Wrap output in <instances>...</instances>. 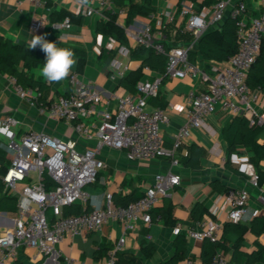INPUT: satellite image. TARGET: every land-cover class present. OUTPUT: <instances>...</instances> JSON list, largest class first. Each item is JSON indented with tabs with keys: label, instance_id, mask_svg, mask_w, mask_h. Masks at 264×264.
Here are the masks:
<instances>
[{
	"label": "built area",
	"instance_id": "2783aa9c",
	"mask_svg": "<svg viewBox=\"0 0 264 264\" xmlns=\"http://www.w3.org/2000/svg\"><path fill=\"white\" fill-rule=\"evenodd\" d=\"M37 5L45 0H29ZM264 1V0H263ZM22 4L23 0H19ZM75 15L92 16L96 13L110 11L114 13L113 0H74ZM246 5L236 0H219L196 10L192 4H184L180 15L186 18L187 30L193 39L186 45L168 46L163 33L155 34L150 23H140L125 27L126 35L139 45L152 48L156 53L167 58L165 77L198 79L207 85L206 90L191 89L184 105L174 106L185 112L186 122L173 134L167 143L161 125L171 123L170 116L164 108L150 109L149 99L159 93L162 77L145 79L137 83L134 93L122 96L114 95V110L98 109L103 97L96 86L72 72L68 77L69 90L65 94L46 97L41 91L23 88L15 83V89L21 99L35 107L38 113L56 122H64L74 132L73 136L53 135L46 131L29 129L23 133L16 131L17 120L13 117L0 118V148L6 146L5 156H11L10 162L0 175L6 190L18 198V217L11 228L0 235V264L8 258H14L18 248L28 246L40 254L54 260L61 256L56 246L68 236L84 232H98L108 222H117L123 226V234L109 251L107 264H116L115 254L124 250L127 234L137 231L142 225L151 226L162 222L163 215L155 212L160 198L182 182V176L174 171L180 161L178 151L193 130L206 125L211 114L222 110L231 115H241L252 110L257 95L249 87L248 72L261 50L264 40V16L254 17L250 22L244 15ZM237 19L238 50L228 60L223 69L213 68L210 74L199 64L189 60V53L199 39L208 30L220 26L227 15ZM166 21L160 22V28L172 23L174 10L164 13ZM47 21L42 18L33 21L30 29L41 32ZM54 29L65 31L72 27L69 16L63 20L50 23ZM61 38H67L61 33ZM118 52L129 57L131 49L119 45ZM133 66L131 62L123 63L113 58L110 67L113 72L123 75ZM144 72H150L147 65ZM264 123V113L258 118ZM93 141L94 145L88 143ZM118 150L131 162H143L156 158H168L170 168L158 171L153 183L146 188L136 200L127 204H116L114 193H105L103 204L90 210L85 208L91 198L88 187L95 184L99 174L107 167L104 151ZM184 155H188L186 151ZM236 157V158H235ZM232 160L239 163L235 156ZM239 168L254 186H258V171L249 158H242ZM1 167V163H0ZM227 221L238 222L246 213L251 194L242 188L231 189L224 193ZM81 204L84 209L79 214H64V207ZM224 206L219 199L209 211L215 218L211 222H200L199 228H190L187 235L191 238L212 242L220 238L223 223L220 219ZM51 211L49 218L47 212ZM180 232L181 224H177ZM151 239L152 236L148 235ZM68 264H81L76 259L68 258ZM202 264H234L221 250L211 261Z\"/></svg>",
	"mask_w": 264,
	"mask_h": 264
},
{
	"label": "crops",
	"instance_id": "0c3cea01",
	"mask_svg": "<svg viewBox=\"0 0 264 264\" xmlns=\"http://www.w3.org/2000/svg\"><path fill=\"white\" fill-rule=\"evenodd\" d=\"M203 1L126 0L120 6L113 0L114 13L105 11L92 16H81L78 18L75 16L72 19V27L63 32L54 29L50 23L60 21L65 12L75 14L76 5L74 0H45V3L41 5L29 0H23L22 4L19 3V0H0V35L15 42L26 43L28 46L34 35H43L47 40L56 43L62 48H76L85 51L86 65L82 70H78L79 55L73 51L77 63L72 67L70 73L75 72L79 76L83 75V77L88 78L86 82H92L98 91L101 92L103 100L98 106L99 110H114L116 105L114 95L122 96L133 92L120 85L121 78L127 75L128 72L123 75L113 72L110 67V61L119 57L118 59L123 63L130 61L133 66L140 65V59L135 60L131 55L124 57L118 52L119 45H126L133 49L139 44L129 38L126 33L127 42L121 43L112 35L98 32L99 22H107L109 17L113 16L115 23L124 29V32L126 26L150 23L155 34L163 33L168 46H182L188 42L176 40L175 34L177 28H182L185 31L187 27L186 18L181 16L179 11L184 4H192L196 10H199L203 6L199 3ZM236 1L243 2L247 7L244 15L246 21L250 22L254 17L264 16L263 0ZM149 3L154 9L151 13L143 15L136 12L139 7ZM170 9L174 10L176 14L174 21L170 23L175 28L171 30L169 35H166L160 28V22L163 21L164 23L166 21L164 13ZM54 13L56 14V20L52 18ZM130 13L135 15L128 24ZM228 16L229 14L226 17ZM42 18L47 21L43 30L41 32L32 31L30 24ZM219 27L216 26L211 29ZM61 33H66L67 38H61ZM38 47L32 50L36 51ZM194 48H197V46ZM103 60L106 62L105 65ZM195 63L212 75L216 72L213 69L214 67L223 69L229 64L228 60H211L206 64L200 55L195 60ZM42 67L25 70L28 73H34L37 78L46 79L40 73ZM20 68H23V65ZM142 71L140 81L162 77L159 94L165 98L166 107L164 109L167 110L171 123L169 125L162 124L161 130L167 143H170L175 131L186 122L185 112L176 110L174 106L184 105L187 94L191 89L203 91L206 90L207 85L191 77L183 79L170 78L163 77L159 72L152 69L150 72ZM69 75L59 82H54L53 86L44 92V95L46 97H55L68 92ZM11 77L0 73V118H15L18 122L15 128L20 134L29 129H36L57 136L64 134L67 136L74 135V132L68 129L64 122H56L40 115L35 107L28 105L21 99L16 92L15 83L12 82ZM252 91L257 95V100L252 104L253 111H247L246 109L241 114V116H245L250 120L254 117L259 118L264 113V89L255 88ZM152 108L153 106L150 104V109ZM233 116L218 110L207 117L205 127L193 130L191 137L186 139L184 145L178 151V155H184L186 151L189 153L190 146L193 144L201 146L204 150V155L201 158V168H188L181 163L174 168V171L182 176V182L180 185L175 186L167 196L160 198L156 206L157 209L164 208L165 211L169 212L174 222L166 221L164 215L158 212L163 215L162 222H155L149 227L142 225L137 231L127 234L124 250L122 251L124 257L129 260L127 264H161L172 257L175 251V241L178 235L181 234L186 237V258L176 264H202L203 240L189 237L187 230L199 228V223L202 221L211 222L215 217L211 216L209 211L218 199L220 206H224L220 219L216 217V220H220L223 223L220 237L224 232V224L228 222L225 219L228 208L224 199L221 198L224 192L220 193L214 190L211 185L213 181L219 180L228 188H242L250 192L251 198L247 205L246 213L236 223L249 225L256 216L264 214V182L257 187L254 186L239 168L241 159L249 158L251 160L255 155L254 151L243 145H238L236 150L229 156L230 165L225 164L228 158L229 143L224 137L223 129L229 125ZM257 140L260 144H264V129L259 133ZM88 144L92 146L94 142L91 141ZM0 149L7 152L6 146ZM104 153L107 167L100 172L97 182L90 185L96 186L100 184L101 189L97 192L93 190L94 187L89 189L91 198L85 208L100 207L103 204L105 193L108 191L113 192L114 195H126L132 194L135 189L139 188L138 194L141 195L153 183L155 173L170 168V160L168 158L131 162L118 150L106 149ZM235 156L238 157L239 163L232 160ZM10 157L6 156L1 164L4 168L9 164ZM257 168L264 173V159L259 162ZM197 202L203 203L204 207L208 209V213L204 214L202 219L198 221L194 220L192 216V209ZM79 205L84 209L81 204ZM17 217L18 211L0 212V235L7 228H11L14 225ZM177 224H181V230L178 233L175 230ZM122 234V224L108 222L98 232H84L73 237H66L63 242L56 246L57 250L61 252V256L55 260L40 254L34 248L23 246L18 248L16 256L8 258L5 264H68V258L76 259L81 264H107L109 252H103L102 245L105 244L112 249ZM148 235H151L152 238L149 239ZM226 238L228 245L231 247L236 242L238 234L234 231H229ZM256 240L264 245V234L257 237L251 231L245 233L244 245L241 248L244 251V255L241 257L240 264H247V254L252 253L256 249ZM149 245L154 247L151 255L149 254ZM223 253L232 261L231 251ZM254 264L264 263L257 262Z\"/></svg>",
	"mask_w": 264,
	"mask_h": 264
},
{
	"label": "trees",
	"instance_id": "16d2710c",
	"mask_svg": "<svg viewBox=\"0 0 264 264\" xmlns=\"http://www.w3.org/2000/svg\"><path fill=\"white\" fill-rule=\"evenodd\" d=\"M117 5H123L126 0H114ZM131 1V0H130ZM198 1V0H194ZM217 0H204L199 3L200 5H211L216 3ZM152 5H142L136 11L138 14H149L153 11ZM135 14L130 13L128 17V24ZM53 20L56 14L52 15ZM69 16L71 20L77 16L75 14H69L65 12L61 20ZM175 26L170 23L166 24L163 28V32L169 35ZM98 32L105 33L114 36L121 43H126L124 29L115 23L113 16L109 17L107 22L101 21L98 24ZM176 40H184L191 42L193 34L188 30L177 28L175 34ZM238 33H237V19L229 15L221 23L219 28L210 29L197 42V48H194L189 53V60L195 63V60L200 55L203 60L209 62L211 60L226 61L229 60L238 50ZM57 47L62 48L57 45ZM79 55L78 70H82L86 65V52L76 48H69ZM135 60H141V66L135 70H129L127 75L123 76L120 80V85L124 86L128 91L135 92L137 83L142 78V70L145 65L149 66L152 70L157 71L164 77L167 58L163 54L156 53L152 48H147L142 45L131 49L130 54ZM46 62L45 53L38 47V50L34 51L29 48L26 43L15 42L12 39L6 38L0 35V73L12 76L16 80V84L23 88H32L34 90L41 91L43 94L46 90L51 88L54 82H49L47 79H41L35 77L34 73H28L25 69L37 68L44 65ZM23 65V68L20 66ZM247 82L250 88L264 89V40L261 45L260 53L258 54L255 62L251 66L248 72ZM149 104L155 108H165L166 102L164 96L158 95L152 96L149 99ZM264 129V124L259 123L258 118L254 117L252 120L245 116L236 115L233 116L228 126L223 129L224 137L227 139L228 146V158L225 161L226 165H230L229 156L236 150L238 145H243L254 151L255 155L251 159L256 168L259 166V162L264 159V144H260L257 140L259 133ZM6 152L0 149V162L1 164L5 160ZM204 155V150L201 146L193 144L190 146L188 155H178V159L181 164L188 168L198 169L201 168V158ZM5 170L1 165L0 173ZM258 171V185L264 182V173L257 168ZM214 190L217 192H228L232 188L226 187L219 180L211 183ZM139 188L135 189L132 194L126 195H114L116 204H127L133 200L138 199L141 195L138 194ZM91 208H87L90 210ZM18 211V198L13 195L11 191L6 190L1 177H0V212H17ZM82 208L79 204H72L64 207V214H79L82 213ZM155 212H161L166 221L174 222L171 218V214L164 210V208H156ZM208 213V209L204 207L203 203L197 202L192 209V216L194 220H201L203 215ZM229 231H234L238 234V238L233 246H229L227 243L226 235ZM251 231L255 236L259 237L264 234V214L256 216L249 225L228 221L224 224L223 235L215 242H212L209 238L203 240L202 247V260L203 263L212 260L218 250L223 252H232V261L234 264H240L241 257L244 255V251L241 249L244 245V235L246 232ZM256 249L247 254V264H254L257 262L264 263V245L256 240ZM150 249V255L154 251V247L148 246ZM103 252H109L111 249L105 244L102 245ZM186 237L181 234L178 235L175 241V251L172 257L161 264H176L180 260L186 258ZM116 264H127L129 260L124 257L122 252L115 254Z\"/></svg>",
	"mask_w": 264,
	"mask_h": 264
},
{
	"label": "clouds",
	"instance_id": "9594fccd",
	"mask_svg": "<svg viewBox=\"0 0 264 264\" xmlns=\"http://www.w3.org/2000/svg\"><path fill=\"white\" fill-rule=\"evenodd\" d=\"M86 2L87 0H82V3ZM37 46L46 55V62L40 69V73L49 82H59L65 79L77 63L75 53L71 49L59 48L56 43L47 40L43 35L32 37L29 48L35 49Z\"/></svg>",
	"mask_w": 264,
	"mask_h": 264
},
{
	"label": "rangeland",
	"instance_id": "374dc122",
	"mask_svg": "<svg viewBox=\"0 0 264 264\" xmlns=\"http://www.w3.org/2000/svg\"><path fill=\"white\" fill-rule=\"evenodd\" d=\"M110 58H111V56H110ZM118 58H119V57H118ZM118 58H117V59H118ZM103 61H104V60H103ZM105 64H106V62L104 61V65H105ZM80 78H81V79H84L85 81L88 80V78L83 77V75H80ZM67 128H68V127H67ZM68 129H69V128H68ZM11 156L13 157V154H11ZM100 186H101L100 184H97L96 186H89L88 189L94 187L93 190L97 192V191H99V190L101 189ZM47 214H48V217H49V218L52 216V212H51V211H48Z\"/></svg>",
	"mask_w": 264,
	"mask_h": 264
}]
</instances>
